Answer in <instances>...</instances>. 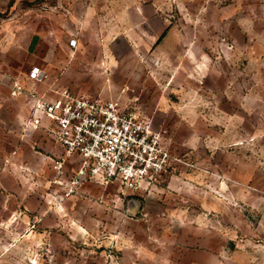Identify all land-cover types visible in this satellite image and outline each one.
<instances>
[{"label": "rangeland", "instance_id": "obj_1", "mask_svg": "<svg viewBox=\"0 0 264 264\" xmlns=\"http://www.w3.org/2000/svg\"><path fill=\"white\" fill-rule=\"evenodd\" d=\"M12 79L136 105L167 168L69 185ZM0 264H264V0H0Z\"/></svg>", "mask_w": 264, "mask_h": 264}, {"label": "built area", "instance_id": "obj_2", "mask_svg": "<svg viewBox=\"0 0 264 264\" xmlns=\"http://www.w3.org/2000/svg\"><path fill=\"white\" fill-rule=\"evenodd\" d=\"M44 76L38 65L27 73L32 81ZM11 91L24 97L27 108L21 129L26 134L42 132L61 148L48 156L52 170L62 174L68 163H75L71 186L119 182L135 189L167 168L162 132L153 129L151 119L134 104H124L119 97L80 95L66 87L38 92L17 79L11 80Z\"/></svg>", "mask_w": 264, "mask_h": 264}, {"label": "crops", "instance_id": "obj_3", "mask_svg": "<svg viewBox=\"0 0 264 264\" xmlns=\"http://www.w3.org/2000/svg\"><path fill=\"white\" fill-rule=\"evenodd\" d=\"M35 65H38L40 67H42L44 69V65L42 63H36ZM29 79V78H28ZM30 80V79H29ZM32 81V80H30ZM43 83V81H32V83ZM50 85V84H49ZM48 85V86H49ZM47 89L45 91L42 92H46ZM76 94H80V93H76ZM80 95H88V94H80ZM26 114H24L21 117L26 116ZM40 134H42V136H39V145L46 150L47 152H49L50 155H55L61 152V148L59 147V145H57L56 143H54L47 135H45L44 133L40 132Z\"/></svg>", "mask_w": 264, "mask_h": 264}]
</instances>
